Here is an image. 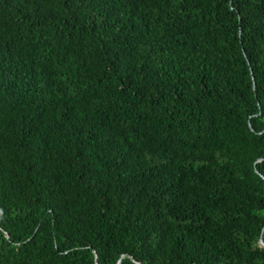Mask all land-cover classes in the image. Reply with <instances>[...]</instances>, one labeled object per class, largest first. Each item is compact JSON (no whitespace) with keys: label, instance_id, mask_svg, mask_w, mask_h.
<instances>
[{"label":"trees","instance_id":"1","mask_svg":"<svg viewBox=\"0 0 264 264\" xmlns=\"http://www.w3.org/2000/svg\"><path fill=\"white\" fill-rule=\"evenodd\" d=\"M264 0H0V264H264Z\"/></svg>","mask_w":264,"mask_h":264},{"label":"water","instance_id":"2","mask_svg":"<svg viewBox=\"0 0 264 264\" xmlns=\"http://www.w3.org/2000/svg\"><path fill=\"white\" fill-rule=\"evenodd\" d=\"M260 246L264 249V244L262 242H260Z\"/></svg>","mask_w":264,"mask_h":264}]
</instances>
